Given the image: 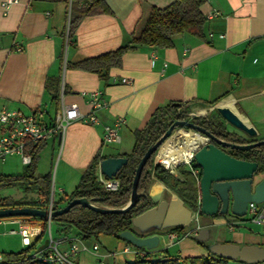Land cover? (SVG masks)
Listing matches in <instances>:
<instances>
[{
    "label": "crops",
    "instance_id": "obj_1",
    "mask_svg": "<svg viewBox=\"0 0 264 264\" xmlns=\"http://www.w3.org/2000/svg\"><path fill=\"white\" fill-rule=\"evenodd\" d=\"M103 1L110 14L84 17L68 38L70 2L17 0L3 11L0 0V108L25 114L45 110V118L50 120L61 103H74L81 113H88L90 107L81 92L100 91L107 102L97 111L100 125L72 122L64 131L61 145L58 138L48 140L52 147L59 145L58 168L61 166L71 176L68 182L60 179L54 203L63 205L62 200L74 191L97 154L106 158L129 154L134 132L143 129L152 114L168 104H186L190 112L202 118L212 106L220 104L255 129L256 136L251 140L264 139V0H205L200 8L205 17L203 39L181 34L173 37L170 48L140 46L126 52L120 67L111 68L106 77L72 65L128 44L151 7L163 9L176 0ZM118 119L123 121L118 129L120 141L106 153L105 146L113 144H103V125ZM149 193L162 198L175 195L156 180ZM28 203L42 209L47 206L40 197ZM40 219L8 218L0 220V224L15 226L8 235L20 238L18 221L25 222L32 245L41 239L43 230L51 233L48 220ZM197 219L210 227L222 216L198 215ZM244 224L251 227L249 233L238 231L232 234V240L218 237V241L264 247V224L246 219L234 227L240 230ZM191 227L183 229L184 234L189 233L187 236L177 234L171 242L166 238L167 230L146 233L144 236L161 237L158 247L149 252L166 251L171 257L181 258L207 255L206 249L191 239L194 234L189 229L198 226ZM55 232L58 249L67 251L76 235L59 230L56 224ZM94 243L99 246L96 252L91 250ZM78 246V252L71 257V261L77 259L76 264L84 259L79 253H85L84 264H127L143 252L121 238L105 235L78 239Z\"/></svg>",
    "mask_w": 264,
    "mask_h": 264
},
{
    "label": "trees",
    "instance_id": "obj_2",
    "mask_svg": "<svg viewBox=\"0 0 264 264\" xmlns=\"http://www.w3.org/2000/svg\"><path fill=\"white\" fill-rule=\"evenodd\" d=\"M44 2H70V13L68 22V38H71L78 24L84 17L110 14L108 6L103 0H33ZM205 0H176L166 8L160 9L151 7L147 15L137 25L134 33L128 44L119 47L118 49L104 53L102 55L81 60L72 65L74 69L84 72L96 73L100 76L106 77L111 68L120 67L123 55L140 46H152L156 48H170L173 46V37L181 34H189L197 39H203V28L205 24V17L200 8ZM189 107L186 104H168L162 108L157 109L145 127L134 132V144L131 152L125 157L128 162L124 165L114 177L119 180V187L115 191H106L97 181V168L104 156L98 154L93 158L89 166L86 168L74 191L63 201L53 203V210L64 207L70 200L74 198H85L91 204L99 208H122L128 201L131 194V186L133 176L137 164L148 147L156 143L169 126L175 120H187L189 118ZM193 123L202 125L215 137L220 140H227L235 143H246L236 134L226 132L221 124L213 126L205 118L194 117L191 120ZM199 122H202L200 124ZM212 126V127H209ZM204 126V125H202ZM44 143L30 147L32 162L29 166L28 174L22 176H6L0 177L1 185L20 184L27 181L35 186L38 197L49 202L50 197V179L47 176L34 177L33 170L35 167L38 152L41 150ZM238 152V151H237ZM243 153V152H238ZM154 153L145 164L137 187V192L140 195L138 203L133 205L126 213L115 214H101L81 206H74L66 214L50 219L52 223L59 227L62 231H72L75 238L81 240L96 239L101 235L118 237L124 231H131L135 235L139 234L131 225V220L135 216L141 214L146 209L153 206L148 192L154 180L162 183L177 197H179L184 205L192 211L198 212V183L192 173L181 170L182 166L177 168V175L171 174L159 164H153ZM247 155L242 160L255 161L256 154L264 156V146L250 150V155ZM255 154V155H252ZM233 155V154H231ZM193 166L195 163L193 161ZM31 207L42 209L41 206L33 203H19L0 198V209L5 208H21ZM198 215H201L198 212ZM202 216V215H201ZM22 218V217H11ZM9 218V219H11ZM34 219H40L35 218ZM47 221L45 219H40ZM46 229V227H45ZM167 232H175L178 235L184 234L183 228L174 227L167 230ZM45 233L43 230L41 236ZM199 245L207 250L205 256H192L181 258L180 256L171 257L166 251L159 253L149 252L144 248H139L143 252L132 262L127 264H246L239 260H229L218 257L209 252L208 246L205 243L196 241ZM35 246L32 244L25 247L20 252L4 253L0 264H41L36 255L29 256V251ZM46 245L41 247L44 253ZM174 258L173 260H163L166 258ZM259 264V263H258Z\"/></svg>",
    "mask_w": 264,
    "mask_h": 264
},
{
    "label": "water",
    "instance_id": "obj_3",
    "mask_svg": "<svg viewBox=\"0 0 264 264\" xmlns=\"http://www.w3.org/2000/svg\"><path fill=\"white\" fill-rule=\"evenodd\" d=\"M177 105V104H174ZM227 125L249 136L255 137L256 131L241 120L231 109L216 104L212 106ZM188 129L203 135L209 142L201 145L193 153L195 167L200 169L198 182L200 205L198 212L202 216L215 217L232 215L237 218L245 216L249 202L264 203V156L255 155L257 160H239L226 154L221 148H231L248 152L264 146V139L246 145L227 143L215 137L210 131L197 126L188 120H175L161 138L147 148L139 160L134 172L131 194L128 203L122 208H99L85 198H74L64 207L56 210H46L31 207L0 209V219L11 217H35L50 220L51 218L66 214L74 206H81L97 213L108 214L126 213L133 205L138 203L140 195L137 187L142 170L158 149L175 133L176 129ZM128 162L126 157H107L100 161L99 169L102 175L111 179ZM153 204L141 214L131 220V225L138 231L139 236L131 231H124L119 238L129 244L146 250L158 247L161 237L157 234L144 236L151 231L168 230L174 227L188 228L198 221V212L194 213L187 208L176 195L162 198V195L148 194ZM192 231H196L195 229ZM195 240L205 243L208 239L207 229H200L194 234ZM208 250L215 256L229 260H239L246 264L264 262V247L254 245L240 246L235 243H213ZM166 258L163 260H173Z\"/></svg>",
    "mask_w": 264,
    "mask_h": 264
},
{
    "label": "built area",
    "instance_id": "obj_4",
    "mask_svg": "<svg viewBox=\"0 0 264 264\" xmlns=\"http://www.w3.org/2000/svg\"><path fill=\"white\" fill-rule=\"evenodd\" d=\"M17 0H2L1 9L7 11L11 5L15 4ZM19 50V48L17 47ZM155 55L151 56V63ZM123 83H128V80L122 79ZM83 97H86L87 104L90 107L88 113L83 114L78 109L76 104H63L61 103L56 115L53 119L46 120L45 110H36L32 114H25L20 110L13 108H0V163L4 162L10 156H19L22 164L30 165L32 162V155L30 147L36 146L41 143H45L52 138H58L59 145L62 144V138L66 127L72 122H81L83 124L97 126L101 124L100 119L97 116V111L106 107L107 102L102 97V92L91 91V92H81ZM188 118L191 121L195 117L193 113ZM122 120L118 119L111 125H103L102 142L103 144H117L120 141V136L118 129L122 124ZM180 130H186L194 132L188 129L180 128L175 131V133L168 139L174 140V136ZM197 133V132H194ZM199 134V133H197ZM203 136V135H201ZM204 137V136H203ZM205 141L198 142L196 147L193 149L191 155L186 159H180L176 164L166 165L163 162V156L165 155V150H162L163 144L155 154L153 158V164H159L163 166L164 169L168 170L171 174L177 175V168L179 166L187 165L189 171L195 177L197 183L199 182L200 172L199 169L193 166V153L203 144L209 142V139L204 137ZM167 140V141H168ZM97 181L101 184L106 191H115L119 187V180L115 178L108 179L101 174L99 165L97 168ZM53 195L49 197V202L47 203L46 210H53ZM197 205L199 208L200 197L198 196ZM194 213H197L194 211ZM245 216L252 222L264 224V203L256 204L254 202H249L247 206V211ZM8 219V218H6ZM48 220V226L49 222ZM19 230L18 234L21 239V245L23 247H28L31 244L30 237L31 232L29 227L23 221H18ZM197 231L198 228H195ZM14 234V231L10 232ZM196 234V232H193ZM185 236L188 235L184 234ZM177 233L167 232L166 238L169 242L176 239ZM59 241L53 239L48 231V242L46 244V249L44 253L41 250H37L34 253L41 264H73L71 257H74L79 250L78 239H72L70 247L67 251H60L58 249ZM99 249L97 243L92 245L91 250L96 252ZM2 256L0 255V261Z\"/></svg>",
    "mask_w": 264,
    "mask_h": 264
},
{
    "label": "rangeland",
    "instance_id": "obj_5",
    "mask_svg": "<svg viewBox=\"0 0 264 264\" xmlns=\"http://www.w3.org/2000/svg\"><path fill=\"white\" fill-rule=\"evenodd\" d=\"M65 53L66 52L64 51L63 54L65 55ZM191 113L192 112L189 111L188 113L189 118L191 116L189 114ZM50 114L53 115L54 111L51 110ZM194 115L195 117L199 116V115L196 116V114ZM203 117H205L206 119L210 121L217 122L227 128L225 121L219 116V114L217 115L216 112L208 113L206 115H203ZM230 127L235 129L232 126ZM240 134L243 135L244 138L250 139L249 136L241 132ZM175 137H177V135ZM114 147H115L114 144L105 146V152L106 153L111 152ZM59 153H60L59 145L52 147L51 141H47L44 144V146H42L41 150L38 152L35 167L33 170L34 177L47 176L50 179V194L49 195L51 194L53 195V201H56V198L58 196L57 190L60 185L59 184L60 179H63L64 181H67V182L71 179L69 172H63L61 166L58 168ZM181 170L187 173L189 172V167L187 165L182 166ZM28 172H29V166L22 164L19 156L8 157L5 162L0 163V177L22 176L24 174H28ZM36 190L37 189L35 188V186L27 181L21 182L20 184L4 185V186L0 184V198H6L8 200L19 202V203H27L31 200L38 198L39 195ZM246 219H247V216H244L242 218H237V217H234L228 214V215L222 216V219H216L214 225L210 227L208 225H204L203 223L201 224L198 221L193 222L191 226L193 227L198 226L197 231H199L200 229H207L208 239L205 242V245L210 246L213 243H220L218 241V237H226L227 239L232 240L231 238H232L233 233H237L238 231L243 232V234L249 233L248 229H250L251 227L246 226L245 224L242 225V227H240V230H238L237 227H234V225H236V222H239L240 220H246ZM11 229H16V227L0 224V255L2 256L4 255V253H9V252L16 253V252H20L23 249H25V247L21 245V239L17 235H8V232ZM50 229H51V236L53 237V239H56L57 234L55 232L54 223L51 224ZM190 229H189V232L193 233L194 231H191ZM261 234L264 235V233L262 232ZM191 239L195 241V236L194 235L191 236ZM32 242H33V239H32ZM47 242H48V231H46L43 234L41 239L38 242H36L35 246L29 251V256H32L35 252H37L39 248L45 246ZM240 246H242V244H240ZM79 254L80 256L84 258L81 262V264H84L83 261L86 259L84 255L85 253H79ZM80 256L78 255V257ZM72 261L74 264L77 263L76 262L77 259H73ZM259 264H264V262H261Z\"/></svg>",
    "mask_w": 264,
    "mask_h": 264
},
{
    "label": "bare ground",
    "instance_id": "obj_6",
    "mask_svg": "<svg viewBox=\"0 0 264 264\" xmlns=\"http://www.w3.org/2000/svg\"><path fill=\"white\" fill-rule=\"evenodd\" d=\"M176 135L177 137H175ZM176 135L174 140L171 138L162 147V150H165L163 162L166 165H174L178 160L188 158L197 143L205 141V138L200 134L186 130H180Z\"/></svg>",
    "mask_w": 264,
    "mask_h": 264
},
{
    "label": "flooded vegetation",
    "instance_id": "obj_7",
    "mask_svg": "<svg viewBox=\"0 0 264 264\" xmlns=\"http://www.w3.org/2000/svg\"><path fill=\"white\" fill-rule=\"evenodd\" d=\"M212 112H216L214 109H211L208 113H212ZM207 113V114H208ZM216 114L218 115V113L216 112ZM206 119V118H205ZM208 122H210L213 126H216L217 124L219 125V123H217V122H213V121H210V120H208V119H206ZM192 122V121H191ZM193 123V122H192ZM200 124H202V122H199ZM193 124H195V123H193ZM195 125H197V126H200V127H203V128H205V127H208V125H206V124H202V125H204V126H202V125H198V124H195ZM223 126V125H222ZM226 126H227V128L226 127H224L223 126V128L225 129V131L226 132H230V133H233V134H236L238 137H240L242 140H244L246 143H242V144H239V143H235V142H229V141H227V140H225V142H227V143H232V144H237V145H246V144H250V143H253V142H255V141H258V140H251V139H246V138H244L243 137V135H241L238 131H235V129H233V128H231L229 125H227L226 124ZM209 127H212V126H210L209 125ZM206 129V128H205ZM229 129H231V130H229ZM207 130V129H206ZM238 132V133H237ZM226 154H228V155H230L231 157H233V158H235V159H239V160H242L241 158L243 157V158H245L247 155H245L244 153H246V154H249L250 155V151H248V152H244V151H239V150H235V149H231V148H221ZM243 152V153H238V152ZM231 154H233V155H231ZM252 155H255V154H252ZM257 158V157H256ZM199 172L201 173V171H200V169H199Z\"/></svg>",
    "mask_w": 264,
    "mask_h": 264
}]
</instances>
